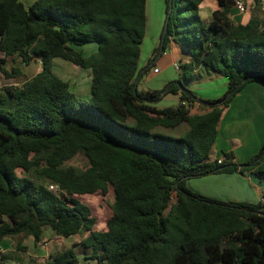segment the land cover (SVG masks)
Returning <instances> with one entry per match:
<instances>
[{
	"label": "trees",
	"instance_id": "trees-1",
	"mask_svg": "<svg viewBox=\"0 0 264 264\" xmlns=\"http://www.w3.org/2000/svg\"><path fill=\"white\" fill-rule=\"evenodd\" d=\"M25 1L0 0V74L22 75L5 69L9 58L41 64L22 85L0 87V245L18 237L39 244L50 229L88 235L44 264H79L78 247L84 264H264V202L219 201L186 186L251 170L264 180V143L244 167L232 153L211 160L224 107L248 83H264L260 19L236 24V0H222L207 24L204 0H164L160 51L173 41L191 60L180 64L178 80L140 90L152 66L139 68L147 0ZM86 43L96 52L84 56ZM57 58L91 71L89 100L54 73ZM213 73L227 81L223 98L202 99L187 87ZM168 94L180 95L179 104L158 107ZM195 104L209 110L192 113ZM184 124L183 135H171ZM78 154L84 170L59 169ZM110 192V215L98 220L82 198ZM5 259L0 247V264Z\"/></svg>",
	"mask_w": 264,
	"mask_h": 264
},
{
	"label": "crops",
	"instance_id": "crops-1",
	"mask_svg": "<svg viewBox=\"0 0 264 264\" xmlns=\"http://www.w3.org/2000/svg\"><path fill=\"white\" fill-rule=\"evenodd\" d=\"M221 1L222 0L202 1L199 6V14L205 23L208 24L213 21L214 12L221 8ZM240 1L245 3L246 12H239L234 4L230 13L232 21L236 24H246L250 20L253 14L251 13V9L248 8V4L253 1H255V3L257 2L258 6H260L261 3L264 11V0H236L235 2L237 3ZM146 14L147 27L144 39L150 37L152 39L161 40L166 18V6L164 0H147ZM261 24L264 26L263 21H261ZM169 46L172 51L171 55L166 51L161 57V59L167 61V65L171 64L177 68V66H180L178 64L190 62L191 55L187 51L173 41L169 42ZM36 61L40 63L39 60ZM178 61L179 63H177ZM154 68H157L159 73L162 70L161 67H158L157 63H155L153 69ZM212 77V74H205L202 78H195L188 83L187 87L194 92L195 83L198 79H212ZM85 78L82 76L80 83L86 86L90 83L91 90V71L87 70ZM87 91H89V89L85 90V93ZM89 98L90 93L88 99ZM208 110L209 109L199 104H195L191 109V112L202 114ZM218 130V138L211 151V160L224 159L223 153L227 152L234 155V161L237 164L243 165L259 151L264 143V83L262 81L248 83L233 98L228 106L224 107ZM220 137L222 139L221 143L219 142ZM186 186L194 193L224 202L234 200L233 202L246 201L250 203H258L263 202L264 199V180H261L253 170L246 171L245 173L236 172L232 174H215L200 178H191L187 181ZM81 234H83V237L79 241H76V239L73 238ZM87 235L88 233L81 232L80 234L64 239H74L70 243L71 246L80 242ZM60 238L63 237L56 236L55 239L52 238V240L59 241L58 239ZM29 239L35 244L32 238ZM44 241H47L46 237H44L39 244H43ZM53 245L54 244L52 243V246ZM15 246L17 248V244ZM0 247L3 256L6 258L9 252L13 251V239H4L1 242ZM79 248L80 247L76 249L77 253ZM47 251L44 250L43 247L35 248L34 255L35 258L39 260V264H44L50 259L52 254L59 252H53L51 249L49 250V247L47 248ZM5 262L6 264H9L7 258L5 259Z\"/></svg>",
	"mask_w": 264,
	"mask_h": 264
},
{
	"label": "rangeland",
	"instance_id": "rangeland-1",
	"mask_svg": "<svg viewBox=\"0 0 264 264\" xmlns=\"http://www.w3.org/2000/svg\"><path fill=\"white\" fill-rule=\"evenodd\" d=\"M34 0L25 1L27 4H31ZM259 7V8H258ZM248 8L251 9L252 17H257L261 21L264 22V11L262 9V4L258 6L255 1L248 4ZM161 40L152 39L147 37L143 40V44L141 47V53L139 58V68H145L146 66L152 64L151 69L144 74L143 78L139 82L140 90H161L164 85L169 83L170 81L178 80L179 76V66L175 68L174 65H167V61L165 59H161L162 52L160 51ZM80 50L83 52L84 56L90 55L97 50L96 43H86L80 46ZM166 51L171 55V47L169 43L167 44ZM165 51V52H166ZM169 60V59H168ZM157 63L158 67H161L160 73H153V67ZM179 63V61L177 62ZM180 65V64H178ZM19 69L22 71V75L18 77L8 78L3 74H0V87L5 86H20L26 80L32 78L37 73L41 71V64L36 60H32L29 65L22 64L19 59L9 58L7 59V64L5 69L10 73L13 69ZM53 71L56 75L61 77L64 80H67L71 84L72 91L76 94L78 98L89 100L90 93V83L88 85H84L81 82L82 76L85 78V74H87V70H83L82 68L72 64L71 62L65 61L63 59L57 58L53 61ZM212 79L205 78L201 79L195 83L194 92L198 97L202 99L216 100L219 98H223L227 92V81L224 77L218 76L217 74H212ZM81 77V78H80ZM86 79V78H85ZM78 88V90H77ZM89 89L85 93V90ZM85 93V94H84ZM180 102V95L168 94L166 95L157 105L158 107H168V106H176ZM188 126L186 124L182 125L178 129L170 130L171 135L180 136L183 135L187 130ZM221 137L219 142L221 143ZM88 166V161L83 154H78L73 159L66 162L64 165L59 166V169H64L65 167H70L77 170H84ZM32 179L41 183L42 181L39 179L34 172L28 174ZM84 202L91 206L93 209L95 216L98 220H105L110 215V207L114 202V195L110 192L107 197H94L88 196L82 198ZM234 201V200H232ZM44 237L47 238V243L49 241V245L43 246V244L35 245L31 239L28 237H18L13 239V251L9 252L6 256L9 264H39V260L35 258V248L43 247L44 250L47 251H63L66 248L70 247V243L72 240L76 239V241L80 240L83 237V234L73 237L74 239L65 240L64 238L58 239L59 241L52 240L55 239L56 235H53L50 229L45 231ZM53 241V242H52ZM20 243L24 246V250H18L16 248V244ZM52 243L54 244L52 246ZM35 245V247H34ZM49 252V251H47ZM46 254V253H44ZM79 255V264H84L86 261L83 259V248L80 247L78 249ZM93 263V262H92Z\"/></svg>",
	"mask_w": 264,
	"mask_h": 264
},
{
	"label": "built area",
	"instance_id": "built-area-1",
	"mask_svg": "<svg viewBox=\"0 0 264 264\" xmlns=\"http://www.w3.org/2000/svg\"><path fill=\"white\" fill-rule=\"evenodd\" d=\"M262 1H263V0H262ZM235 6H236V8L238 9L239 12H241V13L246 12V5H245L244 2H242V1L237 2ZM153 71H154V73H158V72H159V70H158L157 68H154ZM184 104H185V103H184ZM192 108H193V107H191V109H192ZM222 160H223V159H219L218 162L221 163ZM50 189H51V190H55L56 188H55V186L51 185V186H50ZM263 202H264V199H263ZM47 245H48L47 241H44V242H43V246H47Z\"/></svg>",
	"mask_w": 264,
	"mask_h": 264
},
{
	"label": "water",
	"instance_id": "water-1",
	"mask_svg": "<svg viewBox=\"0 0 264 264\" xmlns=\"http://www.w3.org/2000/svg\"><path fill=\"white\" fill-rule=\"evenodd\" d=\"M171 6H172V2H171ZM167 28H168V26H167V23H166V25H165V27H164V32H163V38H164V36H165V33H166ZM161 52H162V51H161ZM240 167H244V165H241Z\"/></svg>",
	"mask_w": 264,
	"mask_h": 264
}]
</instances>
